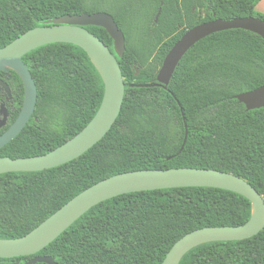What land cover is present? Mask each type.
<instances>
[{
  "label": "trees",
  "instance_id": "16d2710c",
  "mask_svg": "<svg viewBox=\"0 0 264 264\" xmlns=\"http://www.w3.org/2000/svg\"><path fill=\"white\" fill-rule=\"evenodd\" d=\"M260 1L115 0L107 14L125 36V51L116 57L125 85L120 114L108 134L80 158L42 172L0 175V240L25 236L85 189L127 172L213 170L244 180L264 199V108L247 111L235 99L264 86L263 39L244 30L213 34L183 56L166 90L139 87L156 84L165 56L189 29L217 19L264 21L255 10ZM105 3L0 0V49L55 19L103 13ZM193 9L204 15L194 23L188 22ZM137 20L145 53L153 57L147 65L128 39L127 30ZM85 29L114 54L103 29ZM22 61L37 100L26 127L0 149V158L12 160L45 155L74 137L97 112L104 90L87 54L74 45H46ZM0 80L11 93L8 100L0 89V105L9 114L1 135L17 118L24 90L13 71L0 70ZM181 110L187 138L180 151L185 136ZM250 217L249 201L225 190L131 193L93 207L35 256L0 259V264H24L36 256L56 264H161L186 234L241 226ZM179 264H264V229L249 240L198 246Z\"/></svg>",
  "mask_w": 264,
  "mask_h": 264
},
{
  "label": "water",
  "instance_id": "95a60500",
  "mask_svg": "<svg viewBox=\"0 0 264 264\" xmlns=\"http://www.w3.org/2000/svg\"><path fill=\"white\" fill-rule=\"evenodd\" d=\"M89 26L101 28L107 33L113 41L114 54L102 41L85 29ZM228 30L248 31L264 40V21L260 19L252 17L228 21L217 19L202 23L186 31L172 46L157 73L156 84L139 87H162L166 90L179 62L196 43L208 36ZM50 44L74 45L87 54L103 80L104 90L100 106L80 132L53 151L31 158L14 160L8 157L0 158V175L42 172L80 158L108 134L120 114L125 85L116 57H121L125 51L123 32L119 30L113 17L107 13L98 12L58 18L41 27L26 31L0 49V70L13 71L20 78L24 90L23 104L17 118L0 135V149L14 140L26 127L36 105V86L22 57ZM90 55L96 59L97 64ZM0 89L10 100V89L2 80H0ZM235 99L244 105L247 111L262 109L264 108V86L239 94ZM181 114L185 136L180 151L187 138L182 110ZM7 120V109L4 104H1L0 129L6 126ZM179 188H212L235 193L249 201L254 214L251 213L250 219L241 226L202 228L186 234L171 247L161 264H179L188 252L198 246L215 242L249 240L264 229V199L247 182L238 177L213 170L190 168L142 170L104 179L76 195L25 236L0 240V259L35 256L86 212L107 200L131 193ZM40 263L56 264L50 258L43 256H36L24 264Z\"/></svg>",
  "mask_w": 264,
  "mask_h": 264
},
{
  "label": "rangeland",
  "instance_id": "374dc122",
  "mask_svg": "<svg viewBox=\"0 0 264 264\" xmlns=\"http://www.w3.org/2000/svg\"><path fill=\"white\" fill-rule=\"evenodd\" d=\"M87 2H89L90 0H85ZM115 0H106V3L103 6V13H110L113 12V9L115 7ZM114 2V3H113ZM264 5V4H263ZM110 11V12H109ZM264 15V14H263ZM203 12L197 10V9H193L190 13V17L188 22H197L199 19L203 18ZM140 26H141V22L140 21H135V23L133 24V26L131 27V30H127L126 27L125 29L128 31V39H129V43L130 45L138 50L137 51V55L140 57V59H142V62H144L145 65L151 63L152 58L153 57H148L147 54L145 53V50L147 48L144 39L142 38L141 32H140Z\"/></svg>",
  "mask_w": 264,
  "mask_h": 264
},
{
  "label": "crops",
  "instance_id": "0c3cea01",
  "mask_svg": "<svg viewBox=\"0 0 264 264\" xmlns=\"http://www.w3.org/2000/svg\"><path fill=\"white\" fill-rule=\"evenodd\" d=\"M264 0H261L255 7V10L258 12V13H261V14H264Z\"/></svg>",
  "mask_w": 264,
  "mask_h": 264
},
{
  "label": "bare ground",
  "instance_id": "6f19581e",
  "mask_svg": "<svg viewBox=\"0 0 264 264\" xmlns=\"http://www.w3.org/2000/svg\"><path fill=\"white\" fill-rule=\"evenodd\" d=\"M90 56H91V55H90ZM91 58H92V60L97 64L96 59H95L94 57H92V56H91ZM251 211H252L251 213H252V215H253V214H254V209H251Z\"/></svg>",
  "mask_w": 264,
  "mask_h": 264
},
{
  "label": "flooded vegetation",
  "instance_id": "af4514ba",
  "mask_svg": "<svg viewBox=\"0 0 264 264\" xmlns=\"http://www.w3.org/2000/svg\"><path fill=\"white\" fill-rule=\"evenodd\" d=\"M5 108H6V107H5ZM6 109H7V108H6ZM7 112H8V110H7ZM8 116H9V114H8ZM7 123H8V120H7ZM6 125H7V124H6ZM3 128H4V127H3ZM0 130H1V129H0ZM3 133H4V132H3ZM3 133H2V134H3ZM2 134H1V135H2Z\"/></svg>",
  "mask_w": 264,
  "mask_h": 264
}]
</instances>
